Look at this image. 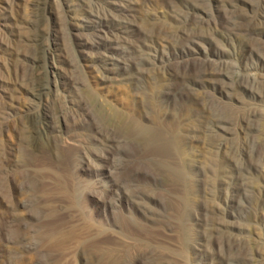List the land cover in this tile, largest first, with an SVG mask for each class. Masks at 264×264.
I'll return each instance as SVG.
<instances>
[{"label":"rangeland","instance_id":"obj_1","mask_svg":"<svg viewBox=\"0 0 264 264\" xmlns=\"http://www.w3.org/2000/svg\"><path fill=\"white\" fill-rule=\"evenodd\" d=\"M115 1L0 0V264H264V0Z\"/></svg>","mask_w":264,"mask_h":264},{"label":"bare ground","instance_id":"obj_2","mask_svg":"<svg viewBox=\"0 0 264 264\" xmlns=\"http://www.w3.org/2000/svg\"><path fill=\"white\" fill-rule=\"evenodd\" d=\"M105 1H108L107 2V4L108 5H114V7H122V6H120V4L121 3H117L115 0H105ZM128 9H130L129 8V6H124V7H122V10H119V12L123 15V17H125L126 19L128 18V13L127 12H130V11H127ZM110 16L108 15V16H106L105 17V19L103 20V19H98V20H102L103 21V24H102V21H100L99 22V25H97V26H88V25H85V28L86 29H88V28H91L90 30H96V33H95V35H97V36H99L100 35V33H98V32H103V30L104 29H106L107 28V26H108V23L109 22H107V23H105L104 21L106 20V19H108ZM124 21H128V20H124ZM112 23L110 22L109 23V25H111ZM102 25V26H101ZM98 29H99V31H98ZM119 32V33H126L127 32V27L126 26H123V27H117V30H113V32L115 33V32ZM97 41V40H96ZM97 45H100V44H102V43H100V42H97L96 43ZM117 49H120V50H122L121 48H111V50H117ZM107 57H106V59L104 60V67L105 68H107L106 69V71H111L112 69H108V67L109 66H114L115 65V67H118V64L116 63L117 62V59H116V57H114L113 55H106ZM135 133V132H134Z\"/></svg>","mask_w":264,"mask_h":264}]
</instances>
